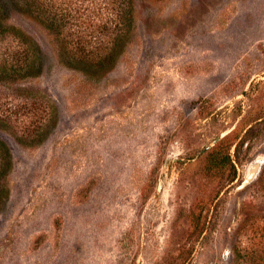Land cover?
I'll list each match as a JSON object with an SVG mask.
<instances>
[{"label": "rangeland", "instance_id": "rangeland-1", "mask_svg": "<svg viewBox=\"0 0 264 264\" xmlns=\"http://www.w3.org/2000/svg\"><path fill=\"white\" fill-rule=\"evenodd\" d=\"M131 7L122 51L98 71L59 64L47 32L10 12L43 68L0 83L11 163L0 264H245L246 253L264 254V0Z\"/></svg>", "mask_w": 264, "mask_h": 264}, {"label": "trees", "instance_id": "trees-1", "mask_svg": "<svg viewBox=\"0 0 264 264\" xmlns=\"http://www.w3.org/2000/svg\"><path fill=\"white\" fill-rule=\"evenodd\" d=\"M131 2L0 0V83L11 84L35 77L43 68L41 48L9 22L11 11L30 18L47 32L59 64L81 71H98L111 66L125 45L133 26ZM10 164L9 150L0 141V207L8 196L1 178L5 177ZM258 254L246 253L243 262L261 264L259 261L264 260V254Z\"/></svg>", "mask_w": 264, "mask_h": 264}, {"label": "water", "instance_id": "water-1", "mask_svg": "<svg viewBox=\"0 0 264 264\" xmlns=\"http://www.w3.org/2000/svg\"><path fill=\"white\" fill-rule=\"evenodd\" d=\"M261 164V160L257 159L254 160L248 170L246 175L241 179V181L235 186V190L241 189L243 187H245L247 184H249L252 179L256 176L258 170H259V166Z\"/></svg>", "mask_w": 264, "mask_h": 264}]
</instances>
